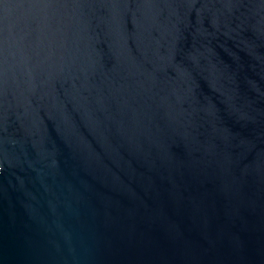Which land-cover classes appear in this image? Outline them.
<instances>
[{
  "label": "water",
  "instance_id": "obj_1",
  "mask_svg": "<svg viewBox=\"0 0 264 264\" xmlns=\"http://www.w3.org/2000/svg\"><path fill=\"white\" fill-rule=\"evenodd\" d=\"M0 264H264V0H0Z\"/></svg>",
  "mask_w": 264,
  "mask_h": 264
}]
</instances>
